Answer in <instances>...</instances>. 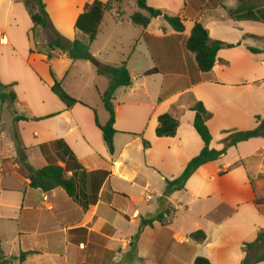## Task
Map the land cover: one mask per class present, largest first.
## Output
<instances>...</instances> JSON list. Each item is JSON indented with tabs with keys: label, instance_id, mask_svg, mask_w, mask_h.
<instances>
[{
	"label": "crops",
	"instance_id": "1",
	"mask_svg": "<svg viewBox=\"0 0 264 264\" xmlns=\"http://www.w3.org/2000/svg\"><path fill=\"white\" fill-rule=\"evenodd\" d=\"M92 1L64 0L67 15L62 19L70 18L75 25ZM227 1L222 3L225 10L236 8L237 4L227 7ZM209 2L189 0L177 16L191 27L194 22L202 25L204 18L212 40L226 44L241 40L242 46L218 52L226 65L199 72L194 55L184 48L189 34H138L125 53L121 51L120 63L100 57L106 48L91 53L97 64L92 71L82 69L88 79L74 95L64 82L77 61L58 50L48 61L43 54L30 53L29 47L21 53L12 46L7 33L11 22L20 20L18 16L28 21L29 16L22 0H0L2 51L10 47L28 76L23 84L8 74L0 77L4 90L0 95H15L12 103L0 100V260L28 253L23 262L12 264H193L196 257L211 264H240L245 256L243 244L254 242L264 229V209L259 207L264 205V138L231 147L221 159L198 168L182 191L167 198L163 195L165 181L178 178L203 148L192 127L190 109L195 103L201 102L212 116L207 126L214 150L221 149L224 132L252 130L257 125L255 117L264 118V49L255 42L264 36L239 29L230 40L222 39L216 30L227 29L219 25V19L206 17L222 7ZM148 5L152 7L149 0ZM27 30H33L31 21ZM247 47L261 53L252 54ZM124 62L132 85L115 93L111 155L95 124L97 119L103 126L109 119L100 98L108 83L97 74V67ZM153 69L157 73L144 76ZM51 73L81 104L66 109L50 91ZM4 111L11 115L7 121ZM163 114L180 123L173 138L155 135L157 118ZM18 116L29 121H14ZM57 140L64 141L88 171L109 164L110 174L98 191L97 203L85 211L62 189L45 193L29 187L33 176L19 159L17 143L26 163L36 171L46 165L38 147ZM140 203L146 204L143 209ZM165 210L170 214L164 215V224L145 227L133 251L132 238L141 220ZM181 210L189 218L182 217L178 224L176 214ZM197 231L205 234L201 243L189 239Z\"/></svg>",
	"mask_w": 264,
	"mask_h": 264
},
{
	"label": "trees",
	"instance_id": "2",
	"mask_svg": "<svg viewBox=\"0 0 264 264\" xmlns=\"http://www.w3.org/2000/svg\"><path fill=\"white\" fill-rule=\"evenodd\" d=\"M216 7H225L222 2L225 0H212ZM236 8L226 10L228 17L237 22L249 21L254 23L264 24V0H235ZM22 4L27 12L29 19L33 25V29L40 27L48 30L53 37L49 38L46 43L48 52L45 56L48 61L53 59L52 53L56 50L60 55H66L73 61H89L92 56L89 52V44L95 41L99 27L102 23L103 17L107 10L112 5H117L118 1L109 0L103 3L98 0H93L87 3L82 13L77 17L74 28L75 30L86 36L87 41L82 42L74 40L72 43L59 37L51 27L48 20V15L45 10V5L42 0H22ZM138 11L133 13L129 20L135 25L141 27L144 31L151 25L152 21L163 20L172 29L175 34H183L185 32L184 18L179 16H169L160 10L154 9L148 5V0H136ZM242 41L235 44H226L217 40H212L209 37L208 31L198 22H194L189 36L184 40L185 50L194 55L196 67L201 73H208L214 67H223L226 63L218 57V52L221 49H232L242 46ZM247 50L252 54H260L261 51L247 47ZM30 53H33L32 51ZM40 53V52H37ZM157 73L156 70H150L144 73V76H149ZM97 74L107 79L108 87L106 91L101 94V101L106 112L109 114V119L105 125H100L95 120L96 126L102 133L103 142L112 155L114 153L113 138L115 130L113 125L115 123L113 100L115 93L120 88H129L132 85L131 73L124 62L121 65H99L97 67ZM53 85L50 91L57 97V99L66 107L70 109L76 104H81L69 94L65 92L62 85L56 81L51 73ZM9 100L11 103L15 100L13 93L0 95L1 102ZM194 114L192 127L203 143V148L199 155L188 162L182 174L173 181H165L164 197L167 198L171 193L182 191L186 182L193 175V173L201 166L217 161L224 157L231 147L237 144L246 142L254 138H264V118L255 117L256 127L247 131H231L224 132L225 138L221 141V149L214 150L210 148L212 141L211 134L208 129V122L211 119V114L205 109L201 102H197L190 109ZM29 121V119L18 116L14 121ZM36 120V119H34ZM179 121L169 114H163L157 118V126L155 128V135L157 138H173L179 128ZM144 147H148L147 142H143ZM39 151L44 157L46 165L39 169L33 170L27 163L19 143H17L18 156L25 169L33 176L29 187L38 189L42 192H49L54 189H62L66 195L77 204L83 211L87 210L89 206L97 203L98 191L109 176V164L103 163V167L99 170L88 171L82 160H78L67 144L62 140H57L51 143L40 145ZM71 174L70 176L68 174ZM168 210L163 211L154 218L141 220L137 233L132 238L131 248L136 249V243L145 227H151L155 222L164 224V215H169ZM189 239L196 243H201L205 240V234L201 231L192 233ZM264 245V229L260 230L257 238L252 243L243 244L245 253L244 258L240 264H260L264 263V253L258 252ZM28 253H21L17 258H9L0 260V264H12L14 260L23 262ZM193 264H211L207 259L196 257Z\"/></svg>",
	"mask_w": 264,
	"mask_h": 264
},
{
	"label": "rangeland",
	"instance_id": "3",
	"mask_svg": "<svg viewBox=\"0 0 264 264\" xmlns=\"http://www.w3.org/2000/svg\"><path fill=\"white\" fill-rule=\"evenodd\" d=\"M64 0H42L43 4L45 5V10L48 15V20L51 24L52 30L61 38L67 40L68 42L72 43L74 40H79L82 42H86V36L82 33L74 29V20H70L67 18L66 20L62 19L67 15L65 10V5H63ZM83 3L90 2L92 0H81ZM102 2H106L108 0H99ZM118 4L112 5V7L107 10L105 13L102 23L98 30V35L94 42L89 45V52L97 53L101 51L103 48H106L104 52L101 54V58L111 59V61L115 63H120L121 58V51L125 53V47L130 45L138 36V34H175L172 29L168 26V24L163 20H156L151 23L147 30H143L139 26L133 25L129 17L138 11L136 0H116ZM189 0H149V4L161 12L169 15V16H176L178 15L180 10H183L184 4L188 3ZM210 5H213L215 2L210 0ZM223 3V2H222ZM60 4V5H57ZM235 0H228L226 2L227 7L235 6ZM227 10V9H226ZM225 9H219L215 13L207 14L206 17L213 16L217 20L219 25H224V28L229 30V34H227V30L220 31L216 30V34H221L220 37L222 39H231L232 35L236 34V30L240 31L239 29H244L247 32H251L254 34H258L264 36V24L262 23H254L249 21L243 22H234L231 20L226 12ZM19 18L18 21H13L10 24V27L7 31L9 37L11 38L12 46L18 48L21 53H25L27 48L29 47V52L37 53L45 55L48 52V48L46 43L48 42L49 38L53 37L48 30H44L40 27L34 28L32 31L27 30L30 26V19L28 21L25 18ZM222 17V18H221ZM187 21V20H186ZM204 23L206 20L203 18L202 26L204 27ZM1 27H3L4 23L0 22ZM5 27V26H4ZM205 28V27H204ZM191 30V23L189 21L185 24V32L183 34H189ZM224 34V35H223ZM259 40V39H258ZM256 47L260 49H264V39L262 38L260 41H255ZM2 44L0 45V77H4L8 74L11 77H16L22 84L25 82L23 78H27V74L23 72L21 69V63L18 61V57L11 51L10 47L4 48L2 51ZM4 53V54H2ZM27 54V52H26ZM107 55V56H105ZM93 58V57H92ZM94 59V58H93ZM98 61H100L97 57H95ZM118 66V65H116ZM82 67V68H81ZM92 67L94 68L95 65L90 63L87 64L85 61H77L74 63L73 66L70 68L69 75L65 80V87L67 91H75L74 95H78L79 89L83 85L86 84L88 79V73L83 68H90L92 71ZM104 82H107V79H102ZM108 87V86H107ZM0 91L3 89L0 88ZM92 94L95 96L94 90L92 89ZM77 93V94H76ZM6 110V109H5ZM18 112V109H16ZM4 111V119L7 121V118H10L11 115ZM144 201V200H143ZM151 201L150 204H153ZM140 208L143 209L145 207V203H140ZM261 209H264V205H259ZM189 213H184V210L179 211L176 214L177 223L180 224L182 217L189 218ZM258 252L264 253V245L260 248L258 247Z\"/></svg>",
	"mask_w": 264,
	"mask_h": 264
},
{
	"label": "built area",
	"instance_id": "4",
	"mask_svg": "<svg viewBox=\"0 0 264 264\" xmlns=\"http://www.w3.org/2000/svg\"><path fill=\"white\" fill-rule=\"evenodd\" d=\"M0 43L1 44L5 43V37L3 36V34H1V32H0Z\"/></svg>",
	"mask_w": 264,
	"mask_h": 264
},
{
	"label": "water",
	"instance_id": "5",
	"mask_svg": "<svg viewBox=\"0 0 264 264\" xmlns=\"http://www.w3.org/2000/svg\"><path fill=\"white\" fill-rule=\"evenodd\" d=\"M89 61H90V63H92V64H97V62H96L93 58L90 59Z\"/></svg>",
	"mask_w": 264,
	"mask_h": 264
}]
</instances>
